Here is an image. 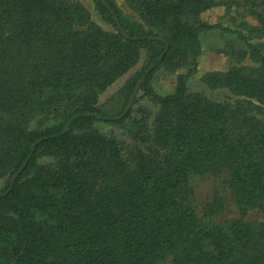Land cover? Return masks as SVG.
Masks as SVG:
<instances>
[{"label": "trees", "instance_id": "16d2710c", "mask_svg": "<svg viewBox=\"0 0 264 264\" xmlns=\"http://www.w3.org/2000/svg\"><path fill=\"white\" fill-rule=\"evenodd\" d=\"M124 1L146 27L115 0H95L113 30L80 0H0V264H264V220L247 217H264V1ZM214 5L258 25L203 20ZM213 29L251 65L206 72L205 92L191 91ZM142 48L146 67L105 112L100 94ZM163 64L185 69L167 93L150 81ZM150 65L139 86L149 103L115 119ZM222 174L238 209L223 223L217 192L201 215L190 200L193 175Z\"/></svg>", "mask_w": 264, "mask_h": 264}, {"label": "rangeland", "instance_id": "374dc122", "mask_svg": "<svg viewBox=\"0 0 264 264\" xmlns=\"http://www.w3.org/2000/svg\"><path fill=\"white\" fill-rule=\"evenodd\" d=\"M85 7L90 11L91 18L93 21L97 22L105 29L113 30V27L104 21L101 17L95 0H80ZM117 5L120 7L124 15L129 16L134 21L146 27L143 19L138 14L137 10L128 2L124 0H115ZM242 1V0H238ZM264 1V0H263ZM203 20L209 23L220 22L223 25H228L229 27H235L238 22H241L240 28L248 33L250 25L257 26L258 23L256 19L249 15H244L243 17L233 16L226 14V9L224 5H214L208 10L201 14ZM261 38L254 40H264V33L260 35ZM201 40V54L198 57V70L196 74L191 77L188 81L189 89L191 91H204L206 87L200 82V77L209 71H224L233 65H251L250 62L245 59L235 60L230 57L226 52L231 46L235 48L240 47V44L234 39L233 36L226 35L220 32L218 29H213L208 32H204L200 35ZM150 53L146 48H142L140 51V57L138 62L131 67L125 74L116 79L103 93L100 94L98 103L101 108L109 113L114 114L121 108L122 96L119 94L118 90L131 78L139 74L147 64V59ZM176 61L178 59H175ZM172 66L161 65L157 67L151 77L150 81L153 84L155 90L159 93H167L173 90L175 83V74L177 70H173ZM185 70V69H182ZM219 95V94H217ZM223 95H220L222 97ZM134 99H137L136 104H132L131 107H137L139 104H148L149 102L143 98L142 90L138 89ZM96 126L105 134H114L122 139H126L120 128L114 126L110 123L96 122ZM225 174L221 176H210V175H193L190 179V183L193 187V193L191 195V202L196 207L197 213L202 214L204 205L210 201L215 192H217L223 200V210L216 215V220L218 222H226L238 216V209L235 202L234 195L230 188L225 183ZM251 219H262L264 217L258 210H250L247 215ZM160 264H171L169 259H166Z\"/></svg>", "mask_w": 264, "mask_h": 264}, {"label": "water", "instance_id": "95a60500", "mask_svg": "<svg viewBox=\"0 0 264 264\" xmlns=\"http://www.w3.org/2000/svg\"><path fill=\"white\" fill-rule=\"evenodd\" d=\"M101 1L104 2V0H101ZM117 24H118V25H117L118 28L121 29L120 24H119V23H117ZM150 37H154V36H150ZM151 66H152V65H150L148 68H146L145 71H144V72L141 74V76L139 77V79L136 81V83H135V85H134V87H133V90H132V92H131V94H130V96H129V98H128V101H127V103H126L124 109L122 110V112H121L118 116L114 117L115 119H117V118H121V117H124V116L126 115V113L129 111V109H130V107H131V105H132V102H133L134 96H135L137 90L139 89V86H140L141 82L143 81L144 77L146 76V74H147V73L149 72V70L151 69ZM23 166H24V165H23ZM23 166H22V167H23ZM22 167H21V168H22ZM21 168H20V169H21ZM15 176H16V174H14L13 179L15 178Z\"/></svg>", "mask_w": 264, "mask_h": 264}]
</instances>
